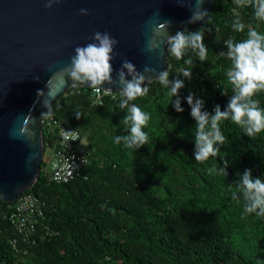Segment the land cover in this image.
I'll return each mask as SVG.
<instances>
[{
  "label": "trees",
  "instance_id": "trees-1",
  "mask_svg": "<svg viewBox=\"0 0 264 264\" xmlns=\"http://www.w3.org/2000/svg\"><path fill=\"white\" fill-rule=\"evenodd\" d=\"M234 9V0H215L201 27L205 60L187 53L194 66L178 92L182 113L172 109L157 80L132 101L149 114L148 140L140 148L114 143L116 135L125 134L118 92L95 104L93 88L73 87L53 103L44 121L77 130L90 156L67 183L53 182L46 169L59 129L42 125L43 162L37 182L26 191L44 202L35 242L20 239L6 218L8 203L0 201V264H264V217H242L243 202L230 198L245 168L264 179V130L247 137L225 120L217 157L194 161L195 125L183 99L191 91L209 112L227 104L232 89L225 76L230 61L219 55L226 51L224 40L246 38L252 28L264 33V21L253 17L250 5ZM237 14L245 25L240 33L231 28ZM184 67L191 66L167 50L169 79L179 78ZM253 99L264 108V90ZM77 111L80 119L74 117ZM222 160L228 161L225 177L216 171ZM47 232L53 235L45 237ZM14 238L25 254L12 249Z\"/></svg>",
  "mask_w": 264,
  "mask_h": 264
},
{
  "label": "water",
  "instance_id": "water-1",
  "mask_svg": "<svg viewBox=\"0 0 264 264\" xmlns=\"http://www.w3.org/2000/svg\"><path fill=\"white\" fill-rule=\"evenodd\" d=\"M0 0V201L11 203L38 180L44 157L41 121L53 103L73 87L95 88L68 81L62 69L76 46L94 32L116 39L111 85L127 59L140 72L155 75L167 68V46L147 44L159 30L195 31L209 19L215 0H203L205 17L188 23L196 0ZM87 9L81 16L78 9ZM102 88V89H103ZM104 90V89H103Z\"/></svg>",
  "mask_w": 264,
  "mask_h": 264
},
{
  "label": "clouds",
  "instance_id": "clouds-1",
  "mask_svg": "<svg viewBox=\"0 0 264 264\" xmlns=\"http://www.w3.org/2000/svg\"><path fill=\"white\" fill-rule=\"evenodd\" d=\"M53 2L54 0H47L44 7L50 8ZM202 2L203 0H196L194 11L188 20L189 24L199 22L205 17L206 12L202 9ZM234 5L235 9L250 5L253 17L264 21V0H234ZM78 12L81 16L87 15L85 8L78 9ZM231 28L237 33L244 30L245 25L240 21L238 14L234 15ZM203 34L202 28L195 31L177 30L171 35L157 30L151 35L147 44V48L153 51L162 41L172 57L176 60L183 58V64L191 66L181 68L179 78L169 79L167 71L155 75L159 85L166 89L167 95L171 98L170 103L176 113L183 112L178 92L184 87L185 79H191V70L194 66L192 57L187 53L190 50L200 61L206 58L208 49L203 43ZM223 43L226 51H221L219 55L230 61L225 76L232 89V94L227 96L224 109L221 110L220 105L216 104L211 112L204 110V100L200 97L194 98L191 91L183 97L189 107V116L195 125L192 159L197 162L206 161L210 156L217 157L220 151L219 145L225 140L220 130V124L225 120L237 125L247 137L264 130V108L258 107V101L253 99L256 93L264 90V33L252 28L246 32V38L238 41L229 38ZM116 44V39L107 31L94 32L90 42L73 49V55L62 72L68 81L95 87L99 92L103 88L101 85L113 83L112 60ZM154 73L155 69L148 66L138 72L130 61L121 60L120 67L115 72V83L118 85V107L125 113L122 118L125 134L116 135L114 143L136 150L147 142L148 133L144 129L149 121V114L132 101L148 93L146 81L152 79ZM103 89L111 91V88ZM221 95L225 94L221 92ZM73 114L76 119L81 118L80 112ZM63 131L67 138L74 130ZM222 161V165L216 171L225 177L228 161ZM237 176L235 190L230 193V198L233 201L243 202L242 217L253 213L256 217H264V179L261 176H252L248 168Z\"/></svg>",
  "mask_w": 264,
  "mask_h": 264
},
{
  "label": "built area",
  "instance_id": "built-area-1",
  "mask_svg": "<svg viewBox=\"0 0 264 264\" xmlns=\"http://www.w3.org/2000/svg\"><path fill=\"white\" fill-rule=\"evenodd\" d=\"M114 91H105L101 89L99 92L93 88L95 96L94 103L100 104L102 95H111ZM46 124L52 128L59 129L55 147L49 153L47 172L50 180L55 183H67L71 180L81 168L87 164L89 159V150L80 149V134L74 130L71 136L65 138L63 130L67 129L60 127L55 120L45 122L44 118L41 125ZM42 202L34 194L28 192L18 196L13 202L8 203L6 218L10 221L15 233L23 242L31 245L35 242L33 238L36 231L38 219L42 218ZM53 233L47 232L46 236H52ZM13 250L18 253L25 254V251H19L17 239L10 241Z\"/></svg>",
  "mask_w": 264,
  "mask_h": 264
},
{
  "label": "rangeland",
  "instance_id": "rangeland-1",
  "mask_svg": "<svg viewBox=\"0 0 264 264\" xmlns=\"http://www.w3.org/2000/svg\"><path fill=\"white\" fill-rule=\"evenodd\" d=\"M78 147H79L80 149H82V148L85 147V144L80 143Z\"/></svg>",
  "mask_w": 264,
  "mask_h": 264
}]
</instances>
